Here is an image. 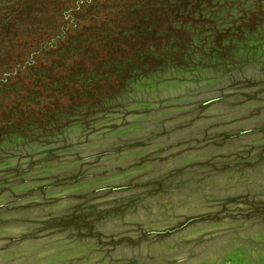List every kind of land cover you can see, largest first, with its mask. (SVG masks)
Returning <instances> with one entry per match:
<instances>
[{"label": "rangeland", "instance_id": "obj_1", "mask_svg": "<svg viewBox=\"0 0 264 264\" xmlns=\"http://www.w3.org/2000/svg\"><path fill=\"white\" fill-rule=\"evenodd\" d=\"M202 3L168 13L176 57L1 136L0 264H264V0Z\"/></svg>", "mask_w": 264, "mask_h": 264}, {"label": "trees", "instance_id": "obj_2", "mask_svg": "<svg viewBox=\"0 0 264 264\" xmlns=\"http://www.w3.org/2000/svg\"><path fill=\"white\" fill-rule=\"evenodd\" d=\"M191 1L199 7L209 0H29L11 10L0 18V42L6 41L7 49L0 51V139L5 132H21L23 123L48 124L55 107L96 105L104 93L121 89L134 64L155 70L168 56L176 57L156 48L167 41L185 46L186 32L173 27L168 13H184ZM133 21L125 33L121 25ZM98 22L114 25L103 30ZM122 50H129L128 58ZM116 53L128 60L103 62L104 55ZM85 68L92 72L93 86L73 80L76 70Z\"/></svg>", "mask_w": 264, "mask_h": 264}]
</instances>
